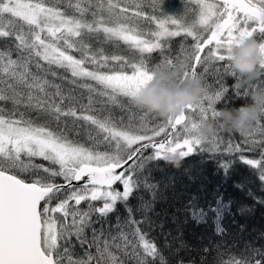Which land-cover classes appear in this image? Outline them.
I'll return each mask as SVG.
<instances>
[{
	"label": "snow or ice",
	"instance_id": "6c2138e0",
	"mask_svg": "<svg viewBox=\"0 0 264 264\" xmlns=\"http://www.w3.org/2000/svg\"><path fill=\"white\" fill-rule=\"evenodd\" d=\"M191 2L195 19L189 22L162 17V0H0V264H155L157 259L166 264L142 227L154 226L146 214L150 202L143 203L140 220L128 204L141 183L152 187L139 174L153 161L259 149L258 159L241 155L240 160L264 182V118L239 134V142L233 133L203 143L194 135L201 123L220 114L215 105L229 91L221 83L229 75L226 52L250 41L264 56V0ZM101 36L138 58L94 47L92 39ZM181 36L174 59L167 53L172 38ZM157 52L164 58L150 67ZM161 65L179 69L180 83L200 80L202 95L195 104L166 122L139 110V123H131L133 114L127 127L111 112L95 114L103 111L95 105L105 103L97 96L124 109L119 98L130 102ZM210 72L219 85L214 91L205 79ZM261 78L264 62L253 79L264 89ZM243 83L237 80L235 87ZM248 91L234 95L247 97ZM222 166L227 171L230 162ZM118 203L127 216L117 215L113 225L108 217ZM223 255L218 253L217 264H264V248L248 247L226 260Z\"/></svg>",
	"mask_w": 264,
	"mask_h": 264
},
{
	"label": "trees",
	"instance_id": "16d2710c",
	"mask_svg": "<svg viewBox=\"0 0 264 264\" xmlns=\"http://www.w3.org/2000/svg\"><path fill=\"white\" fill-rule=\"evenodd\" d=\"M48 2L54 3L55 0ZM195 7L191 0H162L160 14L162 17H186L191 22L195 19ZM67 11L74 14L71 9ZM143 26L149 27L147 24ZM184 39L182 36L172 38L171 51L167 54L176 59L180 53V42ZM91 42L94 47H103L109 54L119 53L130 59H136L139 55L122 43L103 42L102 36L99 39H92ZM187 42L191 43L190 38H187ZM163 58L158 52L151 54L149 66H154ZM224 63L226 64V61ZM205 79L214 86L210 91L219 87L214 72H210ZM236 81L237 79L230 75L224 76L221 80L229 91L215 105L217 111L226 112L250 103L249 97L235 96L237 90L243 92L249 89L250 93L259 89L257 80L252 79L251 85L245 81L239 89L235 87ZM87 83L99 87L95 82ZM96 99L105 101L103 105L99 103L95 105L97 109L103 108V111H97L96 115L105 116L111 112L117 124L127 127L130 123L129 117L134 114L131 123H139L140 111L134 108L127 98H119L125 105L124 109L118 105L108 104L106 97L97 96ZM233 135L236 142L242 139L237 133ZM103 147L101 145V148ZM150 154L151 150L145 153ZM259 154V149L231 155L223 153L221 149V153L215 156L210 153H198L184 159L178 158L180 164L176 168L164 163L163 160L153 161L139 174V179L147 180L152 187L146 188L141 183L133 192L128 204L133 209L134 218L140 220L144 216L143 203L150 202L151 210L146 214L154 226L142 227L148 232L149 238L157 244L166 264H180L181 261L183 264H217L220 258L218 253H223L222 258L226 260L230 253H241L248 247L264 248V182L258 179L257 170L240 160L241 155L245 158L258 159ZM35 162L47 164L39 159ZM225 162H230L227 171L222 166ZM115 188L121 190V185L117 184ZM221 205L223 208L218 215L216 209ZM116 207L117 211L108 217L113 225L116 223L117 215L127 216L123 204L118 203ZM194 211L197 217L193 216ZM201 212L203 216L199 215ZM205 248L209 251L205 252ZM80 251L77 247V254ZM155 264H159V259Z\"/></svg>",
	"mask_w": 264,
	"mask_h": 264
},
{
	"label": "clouds",
	"instance_id": "9594fccd",
	"mask_svg": "<svg viewBox=\"0 0 264 264\" xmlns=\"http://www.w3.org/2000/svg\"><path fill=\"white\" fill-rule=\"evenodd\" d=\"M226 56L228 74L240 81L254 79L257 64L264 62V56L250 41L233 46L226 52ZM180 79L179 69L169 70L166 65H161L154 70L152 79L130 99L131 105L152 113L162 122H166L169 117L179 116L202 95L200 80L188 78L180 83ZM247 97L250 103L220 112L214 121L201 123L194 135L203 143L211 142L224 133L247 134L252 131L255 122L264 118V89H255ZM164 163L176 168L180 161L177 157L170 156Z\"/></svg>",
	"mask_w": 264,
	"mask_h": 264
},
{
	"label": "rangeland",
	"instance_id": "374dc122",
	"mask_svg": "<svg viewBox=\"0 0 264 264\" xmlns=\"http://www.w3.org/2000/svg\"><path fill=\"white\" fill-rule=\"evenodd\" d=\"M118 190V189H117ZM121 191H122V186H121Z\"/></svg>",
	"mask_w": 264,
	"mask_h": 264
},
{
	"label": "bare ground",
	"instance_id": "6f19581e",
	"mask_svg": "<svg viewBox=\"0 0 264 264\" xmlns=\"http://www.w3.org/2000/svg\"><path fill=\"white\" fill-rule=\"evenodd\" d=\"M228 158H230V157H228ZM230 160H232V159L230 158Z\"/></svg>",
	"mask_w": 264,
	"mask_h": 264
}]
</instances>
